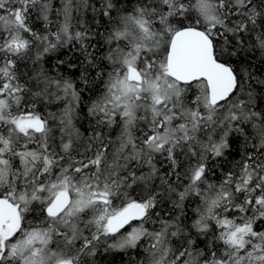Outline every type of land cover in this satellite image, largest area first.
Segmentation results:
<instances>
[{"label":"snow or ice","instance_id":"snow-or-ice-1","mask_svg":"<svg viewBox=\"0 0 264 264\" xmlns=\"http://www.w3.org/2000/svg\"><path fill=\"white\" fill-rule=\"evenodd\" d=\"M0 264H264V0H0Z\"/></svg>","mask_w":264,"mask_h":264}]
</instances>
